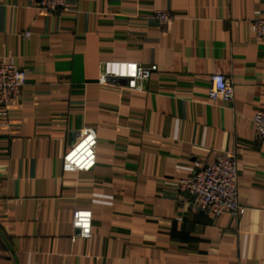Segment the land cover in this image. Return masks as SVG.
<instances>
[{
  "label": "crops",
  "instance_id": "1",
  "mask_svg": "<svg viewBox=\"0 0 264 264\" xmlns=\"http://www.w3.org/2000/svg\"><path fill=\"white\" fill-rule=\"evenodd\" d=\"M257 18L264 0H69L58 13L0 0V63L26 72L0 108V264H264ZM104 62L156 71L131 91L98 83ZM212 75L231 81L230 104L208 99ZM83 129L96 135L95 167L65 173ZM223 153L236 156L243 215L179 205L176 183ZM78 210L91 212V237L72 242Z\"/></svg>",
  "mask_w": 264,
  "mask_h": 264
},
{
  "label": "built area",
  "instance_id": "2",
  "mask_svg": "<svg viewBox=\"0 0 264 264\" xmlns=\"http://www.w3.org/2000/svg\"><path fill=\"white\" fill-rule=\"evenodd\" d=\"M69 0H36V7L47 13H58L66 9ZM153 19L166 24L171 16L164 11L153 13ZM251 32L264 40V18L249 21ZM26 37L28 33L24 34ZM156 71L154 65L143 66L132 62H104L99 68L98 83L107 85L125 80L124 87L141 92L143 84ZM207 91L210 101L230 104L234 89L231 81L223 75H212ZM26 81V72L13 65L0 63V108L6 107L21 93ZM255 137L264 142V111L254 114L251 119ZM96 135L93 130L83 129L75 141L68 146L63 159L62 170L65 173H86L95 167ZM177 201L184 205V198L190 211L217 218L229 215L237 218L244 213L237 199V167L234 153H223L212 163L205 165L185 179L176 183ZM92 215L90 211L78 210L72 214L71 227L77 233L76 238L90 239Z\"/></svg>",
  "mask_w": 264,
  "mask_h": 264
},
{
  "label": "water",
  "instance_id": "3",
  "mask_svg": "<svg viewBox=\"0 0 264 264\" xmlns=\"http://www.w3.org/2000/svg\"><path fill=\"white\" fill-rule=\"evenodd\" d=\"M118 83L125 85V80H118Z\"/></svg>",
  "mask_w": 264,
  "mask_h": 264
}]
</instances>
